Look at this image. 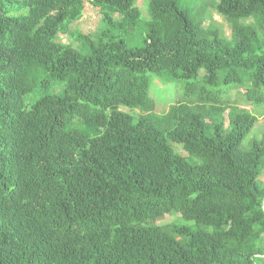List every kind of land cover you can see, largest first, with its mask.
<instances>
[{
  "label": "trees",
  "instance_id": "16d2710c",
  "mask_svg": "<svg viewBox=\"0 0 264 264\" xmlns=\"http://www.w3.org/2000/svg\"><path fill=\"white\" fill-rule=\"evenodd\" d=\"M137 1L0 0V264H264V136L243 150L257 119L223 97L264 105V0L212 1L230 42ZM87 2L94 38L71 30ZM151 74L190 81L160 117Z\"/></svg>",
  "mask_w": 264,
  "mask_h": 264
},
{
  "label": "rangeland",
  "instance_id": "374dc122",
  "mask_svg": "<svg viewBox=\"0 0 264 264\" xmlns=\"http://www.w3.org/2000/svg\"><path fill=\"white\" fill-rule=\"evenodd\" d=\"M213 0H179V7L181 9H190L196 15L203 16L204 14V25L205 28L211 34L217 35L220 38H224L228 42L232 39V26L229 21L223 16L219 15L215 8L212 6ZM136 5L142 12L143 16V24L149 19L148 14V0H138ZM250 22V21H248ZM102 26L101 23V14L98 9L91 5V3L87 2L85 5V10L83 17L74 23L71 26V30L73 33H81L84 35H90L94 38L95 34L100 30ZM145 34V29L141 27L137 30L133 37L123 36L127 42V44L131 47H139L143 44L142 36ZM60 41L64 44H71L75 48L80 47V43L74 40L72 36L69 35H60ZM205 74V71L202 70L199 75V79ZM150 97L155 103L154 115L155 117H160L164 115L169 107L172 104L178 102V100L184 95L186 92V87L190 81H172L165 82L164 79L159 78L156 75H150ZM231 88H221L220 91L224 92L226 90L229 91ZM210 91H217L216 89H209ZM225 100H231V107H238L240 109H245L249 111L252 115H254L257 119L256 125L249 136L244 140L242 144V149L247 150L254 141L261 140L264 136V105L255 106L249 102L243 100V98L239 95L237 90H233L228 92L227 94H223ZM28 104L32 102V99L29 97L27 100ZM121 111H125L135 117L139 115L147 114L139 109H130L124 106H120ZM228 111L225 112V124L228 125ZM211 122V120L209 119ZM207 135H210V132H207ZM172 145V144H171ZM174 148V145H172ZM178 151H181V146L176 145ZM184 151V150H183ZM184 153H186L184 151ZM187 154V153H186ZM191 162H198V159H190ZM261 186H264V168L262 174L258 180ZM186 224L193 225L192 221H185L179 214L169 215L163 218L159 224L160 225H168V224Z\"/></svg>",
  "mask_w": 264,
  "mask_h": 264
}]
</instances>
